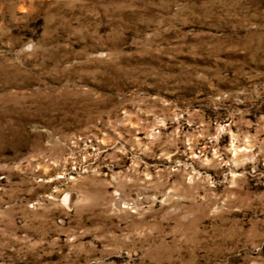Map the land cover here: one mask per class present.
Returning <instances> with one entry per match:
<instances>
[{"label": "clouds", "instance_id": "1", "mask_svg": "<svg viewBox=\"0 0 264 264\" xmlns=\"http://www.w3.org/2000/svg\"><path fill=\"white\" fill-rule=\"evenodd\" d=\"M0 264H264V0H0Z\"/></svg>", "mask_w": 264, "mask_h": 264}]
</instances>
